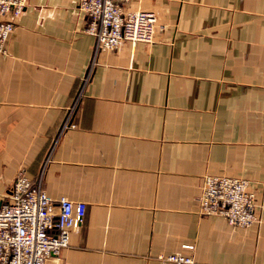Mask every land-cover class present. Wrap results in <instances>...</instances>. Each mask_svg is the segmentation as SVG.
<instances>
[{"label":"crops","instance_id":"0c3cea01","mask_svg":"<svg viewBox=\"0 0 264 264\" xmlns=\"http://www.w3.org/2000/svg\"><path fill=\"white\" fill-rule=\"evenodd\" d=\"M78 0H28L0 56V202L19 174L86 204L47 264H264V0H132L152 44L93 56ZM248 181L260 225L199 216L204 176Z\"/></svg>","mask_w":264,"mask_h":264},{"label":"built area","instance_id":"2783aa9c","mask_svg":"<svg viewBox=\"0 0 264 264\" xmlns=\"http://www.w3.org/2000/svg\"><path fill=\"white\" fill-rule=\"evenodd\" d=\"M28 0H0V17L19 18ZM132 0H78L77 9L86 18L84 32L94 39L92 61L82 86L64 118L61 132L74 128L73 117L95 66L96 56L115 50L122 43L152 44L157 17L152 12L129 10ZM14 30L10 20H0V56ZM53 146L43 163L35 184L23 174L15 179L6 201L0 202V264H47L51 257L69 245L70 234L83 222L86 204L65 198L53 201L42 186L46 165ZM199 216L221 217L228 225L249 228L260 225L261 205L249 190L246 180L228 176H204ZM194 247L189 255L173 254L163 258L170 264H194Z\"/></svg>","mask_w":264,"mask_h":264}]
</instances>
